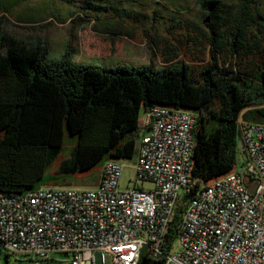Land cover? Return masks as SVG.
I'll use <instances>...</instances> for the list:
<instances>
[{"label": "trees", "instance_id": "1", "mask_svg": "<svg viewBox=\"0 0 264 264\" xmlns=\"http://www.w3.org/2000/svg\"><path fill=\"white\" fill-rule=\"evenodd\" d=\"M22 1L0 0V192L18 195L40 187L67 132L76 146L55 170L59 181L110 158L134 157L141 112L156 105L197 114L192 171L201 182L235 170L239 119L264 123V0H199L203 25L193 19L177 21L187 41L197 46L195 58L204 63L196 74L192 70L199 64L179 59L182 45L174 43L162 50L163 69L154 59L150 65L115 68L79 64L72 60L70 45L62 58L50 59L46 39L19 36L4 26L5 11L12 12ZM81 4L88 7L72 14L97 12L94 20L108 22L103 28L94 25L101 32L109 33L115 14L120 24L129 18L143 22L130 6L96 0ZM140 26L119 30L132 37ZM182 210L180 206L169 227L166 253L175 242ZM2 252L0 247V264ZM5 256L9 264L10 253ZM163 261L145 250L140 264Z\"/></svg>", "mask_w": 264, "mask_h": 264}, {"label": "built area", "instance_id": "2", "mask_svg": "<svg viewBox=\"0 0 264 264\" xmlns=\"http://www.w3.org/2000/svg\"><path fill=\"white\" fill-rule=\"evenodd\" d=\"M196 119L186 108L146 110L135 176L126 188V165L110 158L92 188L0 192L1 249L32 254L38 264L53 252L72 255L71 264H108V254L112 264H140L145 250L163 264H264V123L241 117L245 161L204 183L192 171Z\"/></svg>", "mask_w": 264, "mask_h": 264}, {"label": "rangeland", "instance_id": "3", "mask_svg": "<svg viewBox=\"0 0 264 264\" xmlns=\"http://www.w3.org/2000/svg\"><path fill=\"white\" fill-rule=\"evenodd\" d=\"M198 1L96 0L97 3H105L110 6H130L135 10V14L139 13L136 16L143 20V22L139 23L138 21H134L133 18H129L126 19V22L120 24L117 21L118 14L112 15V20H110L112 21L110 22V28L112 29L109 33H106L101 32L98 28H103L108 22L106 20H94L97 12L91 11L88 15L81 14V17L78 14H72L75 11H84L87 4L81 3L86 2V0H24L15 5L12 12L9 10L5 11L7 18L4 20V26L19 36L29 35L46 39L51 47L50 59L56 60L62 58L68 45H70L72 60L74 62L107 68H115L119 65H150L152 59H154L155 66L163 69L165 61L162 50L168 44L174 43L182 45L179 59L191 62L194 65L199 64L196 67L193 65L192 71L196 74L197 70L201 69L200 63L201 66L204 63L195 58L193 50L197 46L191 41H187L185 36L186 30L177 26L176 23L178 20L186 21L193 19L198 25H203L200 21L201 9L199 8ZM154 10H157L155 14ZM110 11L109 14L115 12L114 10ZM159 15L163 16L160 17ZM19 16L22 18L21 20ZM64 17L67 21L63 20ZM153 17L157 19L154 20ZM40 18L43 19L38 20ZM95 24L98 28H95ZM136 24H143V26L135 29V36L129 37L120 33L119 29L121 27L123 29L128 27L132 29L133 25ZM146 27L148 28V33L153 38L145 34L144 28ZM206 59H209V55H207ZM144 117L145 111H142L136 154L132 158L122 159V162L126 165L121 180L122 188H126L129 180L135 176L140 138L145 131ZM75 146L76 141L67 132L63 148L56 160L48 168L40 186H72L75 188H92L96 186L101 178L103 163L94 169L66 176L65 178L67 179L64 182L56 178L55 170L59 168L64 159L71 156ZM238 150L239 159L235 170H238L245 161V153L242 150L241 143L238 145ZM6 252L5 249L2 252L1 264H7ZM107 259L108 264H112V257L109 254L107 255ZM49 260L50 264H71L72 255L53 252L50 254ZM47 261L45 259L39 264H47ZM9 264H37V259L32 254L10 253Z\"/></svg>", "mask_w": 264, "mask_h": 264}, {"label": "crops", "instance_id": "4", "mask_svg": "<svg viewBox=\"0 0 264 264\" xmlns=\"http://www.w3.org/2000/svg\"><path fill=\"white\" fill-rule=\"evenodd\" d=\"M100 179H101V178H100ZM99 181H100V180H99ZM98 183H99V182H98ZM98 183H97V184H98ZM97 184H96V185H97Z\"/></svg>", "mask_w": 264, "mask_h": 264}, {"label": "water", "instance_id": "5", "mask_svg": "<svg viewBox=\"0 0 264 264\" xmlns=\"http://www.w3.org/2000/svg\"><path fill=\"white\" fill-rule=\"evenodd\" d=\"M208 21H209V18H208Z\"/></svg>", "mask_w": 264, "mask_h": 264}]
</instances>
